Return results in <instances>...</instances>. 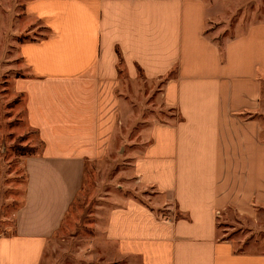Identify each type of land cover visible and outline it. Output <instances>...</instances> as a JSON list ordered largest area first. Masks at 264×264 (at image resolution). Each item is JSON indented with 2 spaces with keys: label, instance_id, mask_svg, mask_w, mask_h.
I'll use <instances>...</instances> for the list:
<instances>
[{
  "label": "crops",
  "instance_id": "obj_1",
  "mask_svg": "<svg viewBox=\"0 0 264 264\" xmlns=\"http://www.w3.org/2000/svg\"><path fill=\"white\" fill-rule=\"evenodd\" d=\"M0 0V5H1ZM203 0H24L18 44L27 124L43 148L24 160L25 193L0 264H38L83 186L127 126L139 73L176 119L149 120L130 174L145 200L105 198V242L127 264H264L219 238L216 212L264 204V23L222 45ZM26 28V29H28ZM119 140V141H120ZM126 178V176H125Z\"/></svg>",
  "mask_w": 264,
  "mask_h": 264
},
{
  "label": "rangeland",
  "instance_id": "obj_2",
  "mask_svg": "<svg viewBox=\"0 0 264 264\" xmlns=\"http://www.w3.org/2000/svg\"><path fill=\"white\" fill-rule=\"evenodd\" d=\"M211 9L206 33L222 45L243 35L249 26L264 23V0H203ZM24 0H2L0 5V237L13 234L25 193L24 160L39 156L43 148L37 130L26 121V97L17 80L29 78L23 67L19 41L43 37L30 32L22 16ZM28 28V29H26ZM261 121L264 136V78H261ZM156 84L139 73L127 96L131 109L128 125L120 126L122 139L99 162L88 163L83 186L71 204L60 229L49 239L38 264H127L114 256L105 242L104 213L114 204L105 198L145 200L130 174V155L145 144L141 131L149 120L167 122L176 115L158 101ZM126 176V178H125ZM249 213L228 206L216 212L219 238L229 240L239 252L264 254V204H253Z\"/></svg>",
  "mask_w": 264,
  "mask_h": 264
},
{
  "label": "trees",
  "instance_id": "obj_3",
  "mask_svg": "<svg viewBox=\"0 0 264 264\" xmlns=\"http://www.w3.org/2000/svg\"><path fill=\"white\" fill-rule=\"evenodd\" d=\"M20 43L22 42V40L21 41H19Z\"/></svg>",
  "mask_w": 264,
  "mask_h": 264
}]
</instances>
